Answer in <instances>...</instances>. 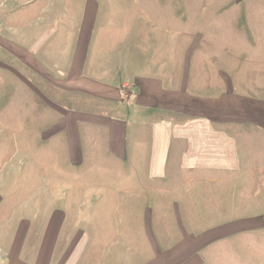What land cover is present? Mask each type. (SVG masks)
Masks as SVG:
<instances>
[{
    "label": "crops",
    "instance_id": "crops-1",
    "mask_svg": "<svg viewBox=\"0 0 264 264\" xmlns=\"http://www.w3.org/2000/svg\"><path fill=\"white\" fill-rule=\"evenodd\" d=\"M119 1L123 7L116 9L111 6L112 0H92L93 9L88 3L84 10L77 8L79 15L84 16L67 36L59 66H54L51 58L39 57L44 45L32 48L15 43L19 50L29 53L30 60L39 65L43 62V66L39 68L31 62L32 65L19 53L12 52L11 74L0 73L1 100H7L8 94L17 99L20 93H25L27 102L23 105L29 111L42 104L36 100V88L45 96L52 93V88L79 95V110L63 107L66 118L68 112H79L76 121L79 132L75 135L62 134L68 131L66 120L57 121L54 126L36 123L33 112L26 123L18 119L14 125L26 133L19 134L22 138L18 137L17 142L24 149L27 142L33 143L35 158L28 163L23 153L15 152L9 157L10 161L6 158L0 164L2 170L11 165L13 175L0 186V264H82L84 256L92 254L95 232L99 228H93L98 220L94 210L83 207L75 216L69 209L77 207L74 197L79 184L69 180L51 183L47 176L67 175L69 167L81 168L88 154H94L98 146L96 132L105 135L111 153L120 159L122 168L118 171L121 174L130 176L131 180L137 174L146 177L139 183L132 182L133 189L147 190L145 183L149 180L176 176L185 181L201 171L211 170L227 176L221 184L223 190H228L231 179L237 176L241 196H244L242 215L223 220L199 234L183 231L177 238L169 239L160 226V234L141 231L139 245L133 248L132 239L125 233L123 238L130 241L123 251L124 261L132 260L126 258L130 252L157 256L150 261L138 257V264H207L206 259L211 258L201 255L200 250L203 248L210 254L218 242L221 246L215 251L221 260H213L218 262L216 264H225L223 256L228 252L222 242L245 231H251L255 241L264 244V88L254 93L225 73L223 78L227 81L222 88L207 87L197 91V76L192 67L195 50L188 54L184 46L180 48L178 22H174L172 33L164 30L163 22L151 18L149 28L139 27L154 14L178 15L180 10L175 0H146V6L143 0L138 4L135 0ZM119 13L138 18L133 19L132 27L141 30L136 43L139 47L134 44L135 32L134 38L125 39L126 44L119 43V54L128 48L124 72L117 71L113 59L119 42L113 40L117 37ZM123 25L121 23L120 27ZM123 27L121 37L129 28ZM181 60L184 68L178 66ZM53 70L66 82L56 83ZM25 75L27 83L22 79ZM202 85H207L206 79ZM52 127L57 129L56 133L47 131ZM35 130L37 133L32 136ZM56 142L61 146L53 145ZM36 166L43 169L37 173L45 175L38 188L28 177L36 172ZM249 173L253 176L251 183ZM249 184L251 197L247 194ZM106 189L110 190L109 186ZM186 202L191 203L189 197ZM141 206L145 207L146 202ZM160 217L159 210L145 216L144 221L150 224L151 231L153 221L158 222Z\"/></svg>",
    "mask_w": 264,
    "mask_h": 264
},
{
    "label": "rangeland",
    "instance_id": "rangeland-1",
    "mask_svg": "<svg viewBox=\"0 0 264 264\" xmlns=\"http://www.w3.org/2000/svg\"><path fill=\"white\" fill-rule=\"evenodd\" d=\"M135 1L138 4L139 0ZM143 1L146 6V0ZM112 2L111 6L115 9L123 7L119 0H112ZM87 3L88 7L93 9L92 0L89 2L87 0H0V73L11 74L14 61L12 52L19 53L24 60L32 62L39 68L43 66V62L39 65L30 60L29 53L19 50L15 43L32 46V48L44 45L45 49L41 51L39 57L51 58L53 65L59 66V56L64 44L68 42L66 41L67 36L71 34L70 32H74L75 25L84 16L79 15L77 8L84 10ZM174 3H177L180 10L178 15L154 14L148 16L147 19L143 16L146 21H142L139 27L149 28L151 23L148 20L151 18L163 22L164 30L172 33L175 28L174 22L176 24L178 22L180 48L183 49L184 46L188 54L190 50H195L192 67L197 76L198 83L195 88L197 91L207 87L222 88L227 81L223 78L225 73L231 75L233 81L238 82L243 88L254 93L264 88V0H175ZM134 17L131 14L120 13L116 16L117 37L113 40L119 42L116 43L113 59L119 72L125 71V58L128 55V48L125 49V53L119 54L121 48L119 43L126 44L125 39L129 41L136 33V39L133 40L135 46L139 47L136 43L141 30H135L132 27L133 19H138ZM88 18L91 21L92 16ZM121 23L129 27L124 37H121V31H124V27H120ZM144 38L145 36L142 39ZM106 47L107 45L104 49ZM175 54L176 51L173 55ZM102 56L100 51V58ZM178 66L184 68L183 60L178 63ZM24 68L27 67L24 66ZM56 72L54 70L52 72L53 80L58 84L65 83V79L58 71ZM45 74H48L47 70ZM26 78L27 75L22 77L24 83H27ZM205 79L207 85L203 86ZM1 83L0 76V87ZM35 90L37 91L36 100L42 104L36 105L34 111H29L23 105L27 102L25 93H20L17 99L8 94L7 100H1L3 97L0 88V107L5 105L0 109V164L15 152L23 153L28 163L35 158V153L31 148L33 143L27 142V147L22 148L17 138H22L19 134L26 135V133L23 129H18L20 127H14L18 119L26 123L32 112L36 123L45 125L49 123L54 126L57 121L66 120L68 131L62 134L75 135L76 131L79 132V125L76 123L79 119V112H68L69 116L66 118L63 109L67 107V109L79 110L78 94L52 88V93L45 96L39 94L37 88ZM42 90H44L43 87ZM51 130L52 133L57 132L55 127L47 131ZM36 133L37 130L32 136ZM96 135L98 146L94 149L95 153L88 154L81 168L71 169L69 167L66 170L67 175L47 176L51 183H66V180L78 183L79 191H75L74 197L77 207L69 209L76 216L75 212L80 211L81 208L90 207L94 210L95 218H98L93 224V228L99 226L101 229L100 231L98 228L95 232V249L92 254L89 252L84 256L82 264H124L123 262L138 264L136 262L138 257L150 261L157 256L155 254L137 255L130 252L126 254V258L132 260L125 259L124 261L123 251L130 241L123 238L125 233L132 239L130 245L134 248L139 245L141 231L149 235L150 232L153 235L154 232L160 234L158 227L161 226L166 233L165 237L172 239L180 236L183 231L202 233L210 226L218 225L226 219L236 218L244 212L243 203L245 201L244 196H241L242 187L239 188L240 182L237 176L231 179L229 189L223 190L221 184L227 176L217 171H201L194 178L185 181L176 176H169L160 181L149 180L145 183L147 190L133 189L135 187L133 183H139L146 177L142 178L141 174H137L131 180L130 176L121 174L118 170L122 168V163L111 153L107 138L101 132H96ZM53 145L61 146V143L56 142ZM10 167L11 165L5 170L0 168V186L13 177ZM39 171L43 169L36 166V172L28 176L33 179L35 186H32L36 188L42 186L45 176L37 173ZM248 176L251 183L253 176L250 173ZM87 185L90 186L89 189L84 188ZM108 186L110 190L106 189ZM249 187L247 194L251 197V184ZM186 197H189L190 204L186 202ZM112 201L114 204L111 203ZM143 202H146L145 207L141 206ZM156 210H159L161 217L158 222L153 221L154 229L151 231L150 224L144 219L146 215L156 214ZM221 216L227 218L221 219ZM89 224L92 227L91 222ZM170 232L177 233L171 234ZM257 232H255L256 237H258ZM104 243L108 245L104 248L100 247ZM216 243L212 247L213 252H209L212 255L203 248L200 250L201 255L207 254V257L211 258V260L206 259L207 264L218 263L213 260L215 258L221 260V256L216 255L215 251L221 245ZM222 244L226 246L228 252L226 256H223L225 264H264V244L260 241L256 242L251 231L233 235Z\"/></svg>",
    "mask_w": 264,
    "mask_h": 264
}]
</instances>
